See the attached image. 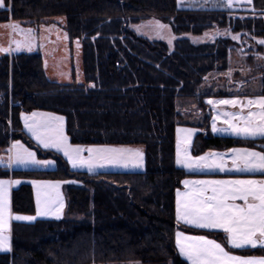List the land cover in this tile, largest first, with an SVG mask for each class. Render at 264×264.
I'll use <instances>...</instances> for the list:
<instances>
[{
  "label": "trees",
  "instance_id": "trees-1",
  "mask_svg": "<svg viewBox=\"0 0 264 264\" xmlns=\"http://www.w3.org/2000/svg\"><path fill=\"white\" fill-rule=\"evenodd\" d=\"M180 1L181 6L177 0H5L0 23L36 26L65 17L69 38L81 43L84 83L50 81L40 53L0 54V154L20 141L56 163L47 171L0 166V179L23 180L11 192V211L35 213L24 180L67 181L65 216L12 222L11 248L0 252V264H189L176 246V231L224 242L219 231L177 223L176 190L191 174L175 163V127L197 121L196 110L203 122L195 125V154L240 146L264 151V138L208 133L206 103L264 94V68L256 91L230 94L209 83L226 82L229 54L237 47L250 58L264 54L257 44L264 38V0H252L245 9H229L223 0ZM152 18L170 26L172 48L131 30ZM214 28L239 34L240 44L227 37L194 44L187 37ZM34 111L63 116L72 145L142 146L144 170L70 169L63 156L38 148L23 130L21 114Z\"/></svg>",
  "mask_w": 264,
  "mask_h": 264
},
{
  "label": "snow or ice",
  "instance_id": "snow-or-ice-1",
  "mask_svg": "<svg viewBox=\"0 0 264 264\" xmlns=\"http://www.w3.org/2000/svg\"><path fill=\"white\" fill-rule=\"evenodd\" d=\"M235 0H223L225 7L231 9ZM249 5L252 0H245ZM5 7V0H0V8ZM62 19V18H61ZM19 32L25 37L23 41H13L15 51L26 48L32 52L36 35L31 28L25 30L18 23L5 22L0 25ZM51 27H55L52 25ZM137 31L142 26H136ZM166 25L156 22L157 33ZM207 35V34H206ZM67 39V34H65ZM163 38V37H161ZM256 39V37H252ZM238 40L239 35L232 36ZM257 43L264 45V38ZM171 44V40H169ZM79 48V41H77ZM12 49L0 47V52L8 53ZM250 71V70H249ZM231 81L232 69L226 73ZM207 80V77H205ZM243 83V82H241ZM94 87V85H93ZM215 113L212 116L211 129L217 133H231L234 136L248 138H264V94L255 96H233L206 101ZM238 107L239 112L222 111L219 106ZM247 109L246 114L244 110ZM24 128L45 149H55L67 157L73 168L86 167L89 172L107 166L123 168H142L144 153L139 149L124 146L93 145L84 147L72 145L65 134V118L51 112H32L21 114ZM222 120L227 127H218ZM175 163L188 171L251 174L246 178L229 179H185L184 190H176L175 215L177 223L198 229L221 230L225 234L226 243L232 249L257 247L264 249V151L250 148H232L230 157L222 153H207L193 157L189 153L188 144L195 129L177 128ZM7 165L28 167L49 166L52 160H39L34 151L15 141L11 148ZM84 153H87L85 156ZM228 159L231 166H228ZM0 163H3L0 160ZM260 174V178H255ZM19 181L0 179V250L10 249V221H32L38 216H55L59 218L64 207L60 194V184L67 181H32L36 186V216L13 217L10 208L9 188ZM240 201L241 203H238ZM176 245L181 256L189 264H264V256H244L233 254L225 246L205 235H188L183 231L176 232Z\"/></svg>",
  "mask_w": 264,
  "mask_h": 264
},
{
  "label": "rangeland",
  "instance_id": "rangeland-1",
  "mask_svg": "<svg viewBox=\"0 0 264 264\" xmlns=\"http://www.w3.org/2000/svg\"><path fill=\"white\" fill-rule=\"evenodd\" d=\"M177 1H178V5L181 6V4H180L181 1L180 0H177ZM248 6H249V4H247L245 2V0H235L234 5L231 9H237V8H244L245 9V7H248ZM157 21L158 20H156L154 18L148 19V20L143 21L139 24L132 25V26H130V28L138 36L144 37V38L151 40V41H153V40L162 41V42L166 43L169 46V48H172L174 40H175V35L171 31V28L168 24H164V23L159 22V21L158 22L160 24L166 25L167 27L163 28V29H159V34H158L157 29H156V22ZM9 22L18 23L20 25V27L25 29V30H27L29 28L33 29L35 31V35H36L35 46H34V49L32 52L27 51V49L23 48V47L21 48L20 51H18V52L15 51L14 49L16 48V44L13 41H23L25 39V37L22 36L19 32L13 33L11 29L0 26V47L12 49L8 53L0 52V54L40 53L42 56V60H43V67H44L45 74L50 81L60 83V84H71V83L82 84V83H84L81 43L79 41V48H77V41L78 40H76V39L71 40L69 38L68 33L66 31V19H65V17L50 18V19H47L46 24L36 25V26H26V25H23V24L16 22V21H9ZM3 24H0V25H3ZM52 25H55V27H51ZM136 26H142L141 30L137 31ZM65 34H67V39L64 38ZM234 35H239V34H233L227 29L214 28L210 31L203 33L202 35H187V37L194 44L212 42L214 39L219 38V37H227V38H230L231 40L240 44V39H238V40L232 39V36H234ZM161 37H163V38H161ZM169 40H171V44H169ZM258 45H260V44H258ZM262 46L264 47V45H262ZM241 50L242 49L239 46L229 54V61H230V67L229 68L232 69L231 81L229 80V77L226 75L224 77V79L226 80L225 83L222 82L223 78L222 79L218 78V80L217 79H211L209 81V83H212L213 85H216L218 87L226 88V91H230V94L232 92L234 93L235 90H239V89H241L242 90L241 92L245 94L246 93L245 90H247L248 88H251V90L254 91L258 87V81L260 79L258 77L261 76L262 69L264 68V54H258V55H256V57L250 58L249 56H247L248 54L242 53ZM241 82H243V83H241ZM222 85H224V86H222ZM251 90H248L247 92H249ZM238 95H240V94H238ZM233 96H237V94H231L230 96L220 97L218 99L231 98ZM240 96H244V95H240ZM253 96H255V95H253ZM219 107H220V110H222V111H230V112H239L240 111V109L238 107L234 108L232 106H227V105H223V106H219ZM195 111H194V115H195L194 118L197 121H193L190 119V124H181V125H177L175 127V141H174L175 156H176V139H177V131L176 130L178 127L179 128H187V129H195V132L191 136V140L188 144L189 153L193 157L201 156V155H204L207 153H213V152L225 154V152H228L232 148H245V147H241V146L240 147H231V148L226 149V150H213V151L208 150V151H205L201 154H195L193 152V143H194V138L196 136V133L199 132V130L195 127V125L203 122V116H199L200 112H198V111L195 112ZM34 112H41V111H34ZM246 112H247V109L244 110V114H246ZM214 114L215 113L213 112L212 107H211L209 120H208V129H207L208 133H211L214 135H222V136L225 135V136H229V137H233V138L245 139L242 137L234 136L231 133H220V132L214 133V132H212L211 124H212V116ZM196 115H198V117ZM200 120H202V121H200ZM217 126L218 127H227V125L223 124L222 120L217 121ZM28 136L38 148H40L42 150H50V149H45L42 145L38 144L37 141L31 135H28ZM250 139H253V138H250ZM21 144H23V143H21ZM23 145H24V147L28 148L29 150L34 151V150L30 149L29 147H27L25 144H23ZM84 147H89V146H84ZM117 147H119V146H117ZM124 147H131L133 149H139L144 153V149L140 145L139 146H124ZM53 150H55V149H53ZM34 152L36 153V157L39 160H52V159H41L37 156V152L36 151H34ZM59 153H61L60 155L63 156V158L67 161L69 168L72 170H75V171H85L88 173H95V172H99V171H142L145 168V161H144V165L142 168H132V167L123 168V167H119V166H107L104 168H97L93 172H89L86 167L73 168L72 165L68 162L67 157H65L62 152H59ZM9 155H10V153L8 152V150H6L4 154H2V153L0 154V160L3 161V163H0V166H6L9 170L10 169H23V170L31 169V170L47 171V170H51V169L56 167L55 161L53 164L46 166V167H44V166H33V165H30L28 167L12 165L11 167H9L7 165ZM84 155L86 156L87 153H84ZM225 156L230 157L231 153L225 154ZM228 166L229 167L231 166V160L230 159H228ZM179 167H181V166H179ZM181 168L184 169L185 172L191 174V176H187L185 179H229V178H237L236 175H233V174H237V173H227L226 174V173H221L219 171H215V173L208 172V171H205V172L191 171L190 172L183 167H181ZM216 172H219L221 174L217 175ZM239 178H242V177H239ZM16 181H19V183L23 182V180H16ZM32 181H51V180H24V182L29 183L31 185L34 204H35V213L33 215L19 214L20 216H36V186H34L32 184ZM53 182H55V181H53ZM63 186H64V183H61L60 184V194L63 198L64 207L62 209V213H61L60 217L56 218L55 216H38V217H36L35 220H37V219H60V218L65 216L66 199L64 196ZM183 190H184V185L182 184L181 191H183ZM238 203H241V202L238 201ZM175 208H176V197H175ZM35 220H32V221L21 220V222H33ZM180 224H184V223L180 222ZM223 235L225 238L224 233H223ZM10 241H11V235H10ZM175 242H176V235H175ZM219 243H221L223 246H225L226 250L232 251L233 254L244 255V256H252V255L264 256V249H261L259 247H257L256 249H251V248L232 249L230 246L227 245L226 239L224 240L223 243L222 242H219ZM10 248H11V246H10ZM9 250H5V251H9ZM245 250H247L248 252H246V253L243 252Z\"/></svg>",
  "mask_w": 264,
  "mask_h": 264
},
{
  "label": "crops",
  "instance_id": "crops-1",
  "mask_svg": "<svg viewBox=\"0 0 264 264\" xmlns=\"http://www.w3.org/2000/svg\"><path fill=\"white\" fill-rule=\"evenodd\" d=\"M0 9H2V8H0ZM0 24H3V23H0ZM8 55H10V54H8ZM209 109H211V106L209 105ZM21 122H22V127H23V130L28 134V135H31V134H29V132L27 131V129H25L24 128V122H23V120H22V118H21ZM197 134V133H196ZM223 136H225V135H223ZM257 138H261V137H257ZM257 138H254V139H257ZM248 139H250V138H248ZM14 143V142H13ZM13 143H11V145L9 146V148H11V146H12V144ZM8 148V149H9ZM245 148H247V147H245ZM7 149V150H8ZM250 149H253V150H255V151H262V150H259V149H256V148H250ZM263 149H264V145H263ZM50 150H52V151H55V152H57L56 150H53V149H50ZM213 151V150H212ZM57 153H59V152H57ZM230 152L228 151V152H225V154H229ZM59 154H61V153H59ZM181 168V167H180ZM212 173H215V172H212ZM216 174L218 175V174H221V173H219V172H216ZM227 174V173H226ZM233 175H236L237 177H242V178H246V177H248V176H250L251 174H233ZM255 178H260V174H256V177ZM3 180H12V181H16V180H13V179H3ZM17 186V184L16 183H13L11 186H10V188H9V200H10V208H11V192H12V190L15 188ZM180 190L182 189V182H181V187L179 188ZM11 213H12V215H13V217L14 216H16V215H19V214H14L12 211H11ZM14 221H17V220H15V219H12L11 221H10V230H11V224H12V222H14ZM18 222H21V221H18ZM183 225H185V224H183ZM189 227H193V226H189ZM195 228V227H194ZM198 229V228H197ZM204 230H206V229H204ZM178 231H180V230H178ZM210 231H219V232H221V233H223L221 230H210ZM177 232V231H176ZM185 234H187V233H185ZM8 235H9V237H10V231L8 232ZM176 235V234H175ZM188 235H202V234H188ZM209 239H213V238H210V237H208ZM215 240V239H214ZM217 241V240H216ZM218 242V241H217ZM10 244H11V241H10ZM11 246V245H10ZM5 250H0V252H4ZM179 251V250H178ZM183 257V256H182ZM184 258V257H183ZM185 260H186V258H184ZM188 262V261H187ZM189 263V262H188Z\"/></svg>",
  "mask_w": 264,
  "mask_h": 264
}]
</instances>
